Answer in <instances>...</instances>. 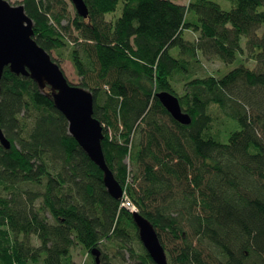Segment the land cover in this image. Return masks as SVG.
Returning <instances> with one entry per match:
<instances>
[{
	"label": "trees",
	"instance_id": "1",
	"mask_svg": "<svg viewBox=\"0 0 264 264\" xmlns=\"http://www.w3.org/2000/svg\"><path fill=\"white\" fill-rule=\"evenodd\" d=\"M86 1L87 18L67 0L23 5L37 42L51 55L67 49L77 85L93 93L106 161L169 264H264V0H228L229 10L217 0ZM212 60L241 63L201 75ZM164 90L190 124L164 107ZM219 110L240 124L226 143L206 137ZM0 128L12 143L0 142V264H78L76 245L86 264L94 248L105 264L112 249L123 264H156L48 87L7 67Z\"/></svg>",
	"mask_w": 264,
	"mask_h": 264
},
{
	"label": "water",
	"instance_id": "2",
	"mask_svg": "<svg viewBox=\"0 0 264 264\" xmlns=\"http://www.w3.org/2000/svg\"><path fill=\"white\" fill-rule=\"evenodd\" d=\"M71 1L80 16H89L86 0ZM34 33V20L27 14L23 4L15 5L9 0H0V83L5 69L9 67L17 75L32 78L42 90L48 87L55 106L67 117L69 133L103 170L108 192L121 199L124 188L106 161L103 125L94 116L93 93L68 79L61 65L37 42ZM157 95L178 122L185 125L192 122L191 115L183 110L178 96L166 90ZM0 142L5 148H11V140L1 128ZM133 217L140 240L155 263L169 264L167 251L153 223L139 211H133ZM92 253L95 264H102L101 250L94 248Z\"/></svg>",
	"mask_w": 264,
	"mask_h": 264
},
{
	"label": "rangeland",
	"instance_id": "3",
	"mask_svg": "<svg viewBox=\"0 0 264 264\" xmlns=\"http://www.w3.org/2000/svg\"><path fill=\"white\" fill-rule=\"evenodd\" d=\"M11 3L15 5L23 4V0H9ZM69 3V10L71 14H75L76 8L71 0H67ZM184 2H188L189 0H183ZM221 3L224 9L229 10L231 8V3L228 0H217ZM64 24L66 21L63 22ZM191 34V33H190ZM243 46L246 44V38L243 37L242 40ZM52 55L57 58L60 63L61 67L64 70L66 76L68 79L74 83L78 84L80 83L81 77L77 74L76 69L69 57L67 49L64 52V55H59V53L55 50H53ZM245 63L249 67H255L256 66V61L251 59V55L248 50H245V52L242 55ZM240 60L235 61L231 64H225L220 60H212V61H204V65L200 70L201 75H207V74H225L232 68L238 66L240 64ZM179 92L183 91V88L181 85H177ZM218 114H220V119L216 121L215 126L210 128L209 130L206 131V137L214 138L215 140H218L220 142L226 143L229 140V136L233 131H236L240 129V124L238 123L237 120L235 119H230L229 114H225L223 111L219 110ZM231 121V122H230ZM133 173L130 174V179L129 181H132ZM29 187H33V185H29ZM35 187V186H34ZM125 192V190H124ZM123 198V197H122ZM32 241L35 245H39L40 241L36 236L32 237ZM73 254H74V260L78 264H86L89 261V256L85 252V250L79 245H76V247L73 249ZM110 258H111V263L112 264H123L122 258L120 256H116L115 254V249H112L108 252ZM102 264H105L102 262Z\"/></svg>",
	"mask_w": 264,
	"mask_h": 264
},
{
	"label": "built area",
	"instance_id": "4",
	"mask_svg": "<svg viewBox=\"0 0 264 264\" xmlns=\"http://www.w3.org/2000/svg\"><path fill=\"white\" fill-rule=\"evenodd\" d=\"M122 206L131 210V211H135L137 210L136 205L132 202V200L130 199L127 191L125 190L124 192V196H123V201H122Z\"/></svg>",
	"mask_w": 264,
	"mask_h": 264
},
{
	"label": "crops",
	"instance_id": "5",
	"mask_svg": "<svg viewBox=\"0 0 264 264\" xmlns=\"http://www.w3.org/2000/svg\"><path fill=\"white\" fill-rule=\"evenodd\" d=\"M178 2H179V3H186V2H184L183 0H178Z\"/></svg>",
	"mask_w": 264,
	"mask_h": 264
},
{
	"label": "bare ground",
	"instance_id": "6",
	"mask_svg": "<svg viewBox=\"0 0 264 264\" xmlns=\"http://www.w3.org/2000/svg\"><path fill=\"white\" fill-rule=\"evenodd\" d=\"M124 196V195H123Z\"/></svg>",
	"mask_w": 264,
	"mask_h": 264
}]
</instances>
